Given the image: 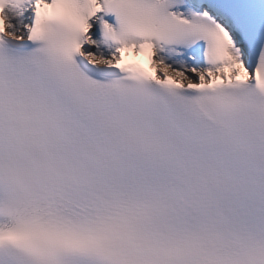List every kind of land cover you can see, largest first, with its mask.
Wrapping results in <instances>:
<instances>
[{"label":"snow or ice","instance_id":"6c2138e0","mask_svg":"<svg viewBox=\"0 0 264 264\" xmlns=\"http://www.w3.org/2000/svg\"><path fill=\"white\" fill-rule=\"evenodd\" d=\"M0 264H264V0H0Z\"/></svg>","mask_w":264,"mask_h":264}]
</instances>
